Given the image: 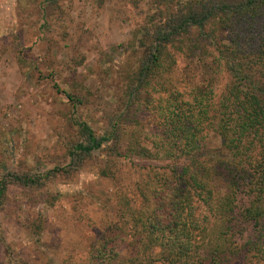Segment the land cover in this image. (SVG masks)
Instances as JSON below:
<instances>
[{"label":"trees","instance_id":"1","mask_svg":"<svg viewBox=\"0 0 264 264\" xmlns=\"http://www.w3.org/2000/svg\"><path fill=\"white\" fill-rule=\"evenodd\" d=\"M152 1L126 109L103 134L80 122L84 139L61 169L77 171L107 147L136 178L141 203L123 202L92 264H264V0ZM180 57L212 68L208 85L174 86ZM221 74L226 81L217 87ZM148 111L160 119L152 147L141 129ZM212 134L220 146L210 144ZM117 166L109 169L114 178ZM11 176L44 184L37 174ZM10 181L0 178V209Z\"/></svg>","mask_w":264,"mask_h":264},{"label":"rangeland","instance_id":"2","mask_svg":"<svg viewBox=\"0 0 264 264\" xmlns=\"http://www.w3.org/2000/svg\"><path fill=\"white\" fill-rule=\"evenodd\" d=\"M154 11L152 0H0V178L11 180L0 209V264H92L123 202L141 203L127 161L111 175L107 147L77 171L61 169L84 139L80 122L103 134L126 109ZM211 75L204 63L180 57L170 77L174 86H206ZM225 81L221 74L215 83ZM159 120L152 111L141 115L145 145L152 147ZM210 144L220 146L216 134ZM14 173L44 176L43 187L14 182Z\"/></svg>","mask_w":264,"mask_h":264}]
</instances>
